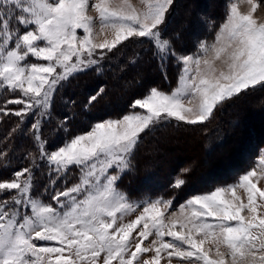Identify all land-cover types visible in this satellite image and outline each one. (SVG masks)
Returning a JSON list of instances; mask_svg holds the SVG:
<instances>
[{
	"label": "snow or ice",
	"instance_id": "6c2138e0",
	"mask_svg": "<svg viewBox=\"0 0 264 264\" xmlns=\"http://www.w3.org/2000/svg\"><path fill=\"white\" fill-rule=\"evenodd\" d=\"M248 2L252 8L245 15L238 10L239 0H230L216 43L201 42L197 54L177 56L160 27L174 0H142L143 11L128 0L114 7L110 0L91 5L89 0H0V90L19 92L21 98L6 105H22L14 112L5 105L0 115L21 121L35 112L48 116L64 82L96 66L105 50L110 53L132 38L150 42L162 64L174 58L179 66L177 86L170 93L152 88L131 105L142 112L97 122L56 150L45 147L40 120L32 125L49 181L37 191L31 167L0 181V264H101V257L102 264H141L140 257L148 252L154 253L151 262L142 264H160L164 257L167 264L173 258L177 264H226L222 248L231 264H264V190L258 187L264 179V152L259 176L253 169L236 184L194 196L178 215L167 214L171 201L157 198L144 201L140 215L125 222L140 204L118 187L132 170L142 135L152 127L172 119L204 124L223 103L264 86V23L253 18L258 5ZM90 8L97 11L101 30L114 33L112 40L94 43L96 21L88 15ZM209 52L212 60L206 58ZM222 56L227 71L214 66ZM194 101V107L188 106ZM35 161L33 157V165ZM73 169L78 178L69 185ZM183 184L178 179L174 187ZM238 189L246 193V203ZM213 252L218 259L210 257Z\"/></svg>",
	"mask_w": 264,
	"mask_h": 264
},
{
	"label": "trees",
	"instance_id": "16d2710c",
	"mask_svg": "<svg viewBox=\"0 0 264 264\" xmlns=\"http://www.w3.org/2000/svg\"><path fill=\"white\" fill-rule=\"evenodd\" d=\"M178 10L179 9H177L176 7L174 10H172V12H170V15L166 21L168 22L167 26H170V28L168 30L165 26L162 30L163 34H167L168 31L169 33H172V27L173 25H175V22L178 19ZM224 10L225 6L223 5L222 8H220V11L223 12L222 19L225 18L224 15L226 11ZM221 21L222 20L219 19V23ZM196 28H199V26H197ZM179 30H181L182 35V40H180L181 42L177 43V41L175 40L173 44L171 43L175 53L180 55L181 53H193V51L196 52V50H192L189 48V39L184 41L186 39L187 32L193 31L192 27H181ZM208 30H210L208 27L203 28L202 32H200L203 33L200 36L201 39H204V37L208 33H210ZM130 43H132L131 40ZM176 43L178 46L176 45ZM140 46H146V49H141L137 52L138 61H128L125 60L126 58L122 59V61L118 60L117 62L115 60H113L112 62H110L111 60L107 62L101 61L100 65L89 68L85 72L79 73L77 76L73 77L67 84H65L61 89H59L56 92V98L53 102L52 110L49 113V128L48 130L45 129L44 131H47V133L51 132L52 139L54 136H56L58 142L63 144L67 139L86 132L95 123L101 120L121 118V116H124L131 110V105L133 101L136 99L143 98L151 88H157L167 92L169 90L172 91V89L177 86L178 80L179 66L176 60L174 58H167L162 64L156 50L154 49V46L150 42L141 41L140 44L136 45V48ZM179 46L183 49L180 50ZM124 47H126V44H121L118 50L124 49ZM127 50L126 48L124 49V51L132 53L129 49ZM106 54L108 55L109 52H107ZM125 55H128V53H125ZM136 69L137 71H135ZM147 72L150 73L153 78H146L144 73ZM93 96L97 98L95 99V101H92L90 103V98ZM243 98L246 101L243 106L238 107L237 111L234 109L235 112L230 113L228 111L224 116V108H229L233 104V102H236L238 99L239 102H241L240 99ZM244 108H251L253 109L254 113H258L259 115L261 112H264V86L249 90L245 93H242L238 97L223 103L218 109L219 112H221L219 116L215 114L206 123L197 125V127L201 129L203 133L207 131L213 133L212 136L210 134L208 135V137L209 142L211 138V143L213 144L215 149L213 148L210 150H206L208 151L206 152L207 155L211 153V156H213L212 153L214 154L216 149V152L219 151L221 153L223 152L221 150L227 148L226 145L233 143L230 142L231 139L227 137H229L230 135H235L234 130L237 131L239 128L242 127V121L241 119L239 120V117L237 115L239 113H242L244 111ZM217 117L219 118L218 120L222 121L221 123H218ZM235 119H237L238 121H236ZM29 121L30 120L28 118L26 122ZM176 123L178 122L166 123L163 125V129L156 130L157 128H154L149 132L147 131L141 137V143L137 146L132 159V170L125 174L119 182L120 189H122L129 198L142 199L146 197H163L168 199L170 197L176 203L178 202L177 198H179L180 196L181 198L183 196L186 197L190 193L194 194L204 192L217 185L228 183L234 180L241 172L246 171V169L251 166L254 157L251 156L249 160H245V155L248 153L249 155H251V153H254V149L262 148L264 146V136H260L259 133L260 129L264 130V123L260 125L262 122L257 121L255 126H253V128L249 130L250 133H248L252 135L249 136V141H251L248 144L250 145L252 143V146H249L250 148L245 147V142L241 143V141L239 140V146L237 145L235 147H238L235 150L237 154H233L232 152V154L230 153L226 155L225 157L228 158V162L224 163L222 161L220 165L218 164V167L213 168L215 169V171L213 169H210V167L212 166L211 164L204 165L202 170H200L199 167H196V169H194L195 171H199V173L197 172V175H200V171H209L210 175L207 181H203L204 179H202L198 181V184L194 182L188 184V181H186L183 188H179L181 190L175 189L174 186L172 187V178L174 177L175 173L180 170L179 167H181L182 164H179L177 166L173 165V167H171V171L175 172L170 173V170L168 171V175L172 177L167 178V180H164L163 182L165 183L158 182V177H160V175L157 173L154 174L152 178H150V180L152 181V184H150V186H153V188L146 187V185H143L145 173L142 169V166L145 164L144 157L146 156V152H143L146 151L145 146L147 145L150 147L151 142H153L157 136L161 135L162 132H166L167 130H169V132L166 135H168L169 133L171 135H178L179 133H181L183 131L181 130V126L186 127V125L178 124V128L176 126ZM227 124L231 127L229 126V131L225 133V128ZM8 126L9 121H6V123L4 122L3 126H0L1 159L5 155L15 157L20 152L19 150H14L12 146L14 143L22 141V133L21 136L19 134H15V138L13 139V141H11V139L9 138L10 136H6L8 132ZM218 131H222L226 135L224 134V137H222L221 139L218 134L214 135L215 133H218ZM17 135L18 140L16 139ZM235 140L236 139L232 138L231 141L235 142ZM26 141L27 138L25 139L24 143H26ZM224 141H226V143L228 142V144H225ZM19 144L20 147L24 145H21V143ZM142 145H144V148L141 147ZM139 147L141 148L139 149ZM230 160H232V163H230ZM224 164L225 167H223ZM207 166L209 169L205 170V167L207 168ZM1 167L0 178L8 174V172L10 171H8V169L4 167L3 164ZM211 170L213 171L211 172ZM34 173L36 177V184L39 186L43 185L46 179H49L47 171H44L43 168L39 169V171H34ZM176 176H178V173H176Z\"/></svg>",
	"mask_w": 264,
	"mask_h": 264
},
{
	"label": "rangeland",
	"instance_id": "374dc122",
	"mask_svg": "<svg viewBox=\"0 0 264 264\" xmlns=\"http://www.w3.org/2000/svg\"><path fill=\"white\" fill-rule=\"evenodd\" d=\"M177 1L174 0V3L172 4L168 13L166 14L165 23L160 26L161 32L165 26L169 30L170 26H167L168 22H166V21L170 15V12H172V10H174L177 7V9H179L177 12L179 15H178L177 21L175 22V25H173V27H172V30H171L172 33H169V31H168L167 32L168 36L166 33L165 34L162 33V35L164 38L169 39L172 44L175 40L178 43V42H181L180 40H182L181 30H179V29L181 27H192L193 31L187 32L186 39L184 41L189 39V42H190L189 48L192 50H196V52L193 51V53H188V52L187 53H181L180 55L177 54V56L178 55L182 56V55H195V54H197L198 49H199V45L201 44V42H205L207 45H212V44L216 43V35H217L218 31L220 30L221 25L223 23H225L226 15L228 12V5L230 3V0H177ZM89 2L91 5V4L99 3V0H89ZM128 2L131 3L138 11L145 10V5H144V3H142V0H128ZM110 3L114 7L116 5L123 3V0H110ZM253 3H256L258 5L255 13H253V18L257 21L258 24L264 23V0H253ZM223 5L225 6L224 11H226V13L224 15V17H225L224 19H222L223 12L220 11V8H222ZM237 6H238L239 12L241 14H245V15L248 14L252 8V5L248 2V0H239V3ZM88 15L93 17L94 21H96V26L94 28V34H93L94 43L99 44V43L104 42L105 40L110 41L114 38V33L110 29L101 30V27H100V24L98 21V13L95 10V8H90ZM219 19L222 20L220 23H219ZM197 26H199V28H196ZM206 27H208L210 29V30H208L210 33H208L204 37V39H201L200 36L203 33H200V32H202L203 28H206ZM130 40L132 43H130ZM130 40L124 42L123 44H126V47H124V49L125 48H126V50L129 49L132 53L127 52L128 50L124 51V49L118 50L119 46H121V45H118L117 49L113 50L108 55L106 54L107 51L105 50L104 58L102 60H99V63L97 65H100L101 61L107 62V61L111 60L110 62H112L113 60H115L117 62L118 60L122 61V59H124V58H126L125 60H128V61L129 60L130 61H135V60L138 61L137 60V52L141 49L142 50L146 49V46H140V47L136 48V45L140 44L141 40L138 38H132ZM191 40H192V42H191ZM177 43H176V45H177ZM219 46L220 45H217V47H219ZM154 49L156 50L155 47H154ZM179 49L182 50L183 48L179 46ZM97 51H99V50H97ZM229 51H231V49H229ZM156 52H157V50H156ZM125 53H128V55H125ZM200 55L203 56L204 54L200 53ZM213 56H214V53L209 52L207 54L206 58H208L209 60H212ZM158 57L161 61L160 55H158ZM166 59L167 58H165V60ZM223 59H224V57L222 56L221 60L215 61L214 66L218 70L227 71L225 65L223 64ZM30 62L47 63V62H43V61H30ZM140 66H142V65H140ZM201 68H203V63H201ZM192 70H193V72H195V70H196L195 65H193ZM135 71H137V69ZM150 71H151V69H150ZM145 74L147 75L146 78H148V79L153 78L150 73L147 72V73H144V75ZM70 80L64 82L62 84V86L59 87V89H61ZM158 90H160V89H158ZM149 91L146 93V95L149 94ZM161 91H163V90H161ZM163 92L170 93L171 91L169 90L168 92L167 91H163ZM55 96H56V94H55ZM55 96H54L53 102L56 98ZM16 98H21L19 92H9L7 90H0V108H3L9 99H16ZM244 98L240 99L241 102H239V99H238L236 102L234 101L233 104L229 108H227V109L224 108L223 109L225 111V112L223 111L224 116L226 115V113L228 111L230 113H232V112H235V110L237 111L238 107L243 106V104L246 103ZM195 103L196 102L194 101L192 105H188V106L194 107ZM6 106L10 111H13V112L22 107V105H6ZM52 106H53V103H52ZM219 108H220V106L214 111L213 116L215 114H217V116H219V114L221 113L218 110ZM51 110H52V107H51ZM245 110L242 113H239L237 115L239 117V120L241 119V121H242L241 122L242 127L239 128L238 131H236V133H235L236 135H232V138L238 139V142L233 141V143L227 145L228 148H225L226 151L228 149H231V147H236L237 145L239 146V140L241 141V143L245 142V147H249V146L251 147L252 143L250 145L248 144L251 141V140L249 141V139H250L249 136H252V135L248 134V133H250L249 130L252 129L253 126H255L257 121L262 122L260 125H262L264 123L263 122L264 112H261L259 115L258 113H254L253 109H251V108H245ZM248 110H249V112L247 113ZM142 111L143 110H141V109L131 108V110L127 114H129L131 112H142ZM127 114H125V115H127ZM224 116H222V117H224ZM48 117H49V115L42 118L40 116L39 112H35L32 115L25 117L24 120L21 121V119L15 115H0V126L1 125L3 126L4 122L6 123V121H9V126L7 127L8 132H7L6 136L7 137L10 136L9 138L11 139V141H13V139L15 138V134H19L21 136V133H22V141L14 143L12 146L14 150L16 149V150L20 151L18 153V155L15 157L10 156V155H5L2 157V159L0 157V163L2 162L1 166L3 164V166L6 167L8 169V171L10 170L8 172V174H6L5 176L0 178V181L10 180L13 177V173L15 171L21 170L25 167H31V168H33V171H36V170L39 171V169H41V168H43L44 171H47V168L45 166L44 161L39 159L38 144L34 139V132L32 129V125L34 123H36L37 120H40V127H41V133L40 134H41L42 140L45 141V147L47 148V150L49 152L56 150L59 146H62L63 144L58 142L56 136H54L52 139L51 132L47 133V131H44L45 129L48 130V128H49ZM122 117L123 116H121V118ZM28 118L30 121L26 122V120ZM118 119H120V118H118ZM218 119L219 118L217 117L218 123H221L222 121L218 120ZM106 120H110V119H104V120H101L99 122L106 121ZM112 120H116V119H112ZM235 120L238 121L237 119H235ZM172 122L175 123L177 121L172 119L169 121L159 123V124L155 125L154 127H152L150 130H148V132L153 130L154 128H157L156 130L163 129L164 124L172 123ZM178 124L186 125V127L181 126V130H183L181 133H179L178 135H171L170 133L168 135H166L169 132V130H167L166 132H162L161 135L157 136L154 139V141L151 142L150 147L147 145L145 146L146 151H143L144 153L146 152V156L144 157L145 164L142 166V169L145 173L144 183H143L144 186L146 185V187L150 188L151 187L150 184L152 182L150 180V178H152L153 175L157 174V173L160 175V177H158V182H163L164 180H167V178H171L172 176L168 175V173L169 172L170 173L175 172V171H171V167H173V165L177 166L179 164H182V166L181 167L178 166L180 169L179 171L176 172V173H178V176H176V173H175L174 177L172 178V187L174 186L175 182L178 179L184 180V184L181 186L182 188L185 185L186 181H188V184L191 182L198 184L199 180H202V179H204L203 181L208 180L209 175H210L209 171H200L201 172L200 175L199 174L197 175V172L199 173V171H195L194 169H196V167L197 168L199 167V169L202 170L204 165H206V164L210 165L209 158H210L211 154L207 155L206 152H208V151H206V150H210V149L214 148L213 144L211 143V141H212L211 138H210V142H209V137H208V135H210V134L212 136L213 133L210 131L203 133L202 130L197 127V125H188V124H185L183 122H178V123H176V126ZM160 126H162V127H160ZM229 126L230 125H228V124L226 125L225 133L229 131ZM177 127L179 128V126H177ZM232 127H233V124H232ZM89 130H87L86 132H88ZM190 131H192V132H190ZM86 132H84V133H86ZM225 133H223L222 131H218V133H215L214 135L218 134L219 137L222 139V137H224ZM259 133H260V136H264V130L260 129ZM187 135L188 136L190 135L189 136L190 138ZM181 136L182 137L186 136V137L182 138ZM7 137H5V138H7ZM166 137H167V139H166ZM26 138H27V141H26V143H24ZM180 138H182V139H180ZM16 139L18 140V135H17ZM70 139L71 138H69L67 140H70ZM198 139H199V141H198L199 143L196 141ZM180 140L182 141V143ZM191 141L192 142L194 141V142L192 143ZM19 143H21V145H23V144L24 145L22 147H20ZM140 143L141 142H139V144ZM194 143H195V145H194ZM191 144H193V145H191ZM197 144H199L201 147L199 145L197 146ZM26 145H28V146H26ZM189 145H191L192 147ZM141 147L144 148V145H142ZM141 147H139V149ZM36 150H37V152H36ZM218 152L219 151L216 152V150H215V153H217L216 155H221V153L220 152L218 153ZM262 152H264V146L262 148L254 149V153H253L254 155L252 153H251V155H249V153L246 154L245 160H249L250 157L253 156L254 157L253 162H252L251 166L246 169V171L241 172L234 180H232L228 183H225V184L217 185V186L212 187V188H210L204 192H199V193H194V194L190 193L188 196H186V197L183 196L182 198L180 196L179 198H177L178 202H176V203L170 197L168 199L163 198V197H146V198H142V199H131L128 197L132 203H139L140 207L137 209V211L135 213H133L130 216H127L125 218V222H129L131 220H134L136 218V216L140 215V213L143 210V202L144 201H151V200H155L157 198H162L164 200L171 201V207L167 210V214L171 215L174 213V214L178 215L181 205H184L187 200L191 199L194 196L208 194V193H211L212 191H214L215 189H217L219 187H225L228 185L236 184L242 175H244L245 173H247L248 171L253 170V169L256 170L257 175L259 176L260 175V168H261V166L259 165V161L261 159V153ZM233 154H237V153L233 152ZM207 156H209V157H207ZM225 156L226 155L223 156L221 161H223L224 163H227L228 158ZM33 157L36 158L35 165L32 164ZM230 163H232V160H230ZM132 165H133V163H132ZM216 166L218 167V165H214V167H216ZM223 167H225V164L223 165ZM220 168H221V166H220ZM1 169H2V167H1ZM210 169H213V167H210ZM226 171H229V170H226ZM161 175H164V176H161ZM77 178H78V173H76L75 169H73L68 175V178H67L68 184L70 185L72 183H75L77 181ZM48 181H49V179H46L44 184L41 186L36 184V186H37L36 190L37 191H43L44 188L48 185ZM35 183H36V181H35ZM163 183H165V182H163ZM57 186L63 187L64 185H63V183H58ZM118 187H119V184H118ZM181 187H179V188H181ZM258 187L261 190H264V179L259 180ZM151 188H153V186ZM174 188L179 189L177 187H174ZM119 189H120V187H119ZM181 189H179V190H181ZM120 190H122V189H120ZM177 192H179V191H177ZM179 194H181V193H179ZM237 195L240 196L241 199L245 203L247 202L246 193L244 192L243 189H238ZM45 199H48V197L46 196ZM257 199H258V202H260L259 197ZM261 203H264V202H261ZM242 214L244 215L246 220L250 218V214L247 211H245ZM260 215H264V208L260 209ZM139 230L140 229L138 228L137 231H139ZM254 234H256L255 231H254ZM132 236L135 237L136 233L134 232L132 234ZM151 239H153V237H150L149 241H145V246L150 242ZM165 239H170V238L165 237ZM209 247H212V245H209V244L205 245V248H209ZM221 251L225 252L226 264H231V259L227 254V249L222 248ZM153 255H154L153 252H148V253L143 254L140 257L141 264H142V261L145 259H148L151 262V257ZM163 256H164V254H162V257ZM210 257L213 259H218V257L215 256L214 252L210 253ZM101 264H102V257H101ZM113 264H116V262H113ZM160 264H167V258L166 257L162 258ZM172 264H177V261L175 258H173ZM245 264H250V262L245 261Z\"/></svg>",
	"mask_w": 264,
	"mask_h": 264
},
{
	"label": "bare ground",
	"instance_id": "6f19581e",
	"mask_svg": "<svg viewBox=\"0 0 264 264\" xmlns=\"http://www.w3.org/2000/svg\"><path fill=\"white\" fill-rule=\"evenodd\" d=\"M145 77H147L146 74H145ZM244 110H245V108H244ZM245 111H246V110H245ZM248 112H249V110L247 111V113H248ZM261 119H262V118H261ZM247 129H248V128H247ZM237 131H238V130H237ZM239 131H240V130H239ZM242 132H243V131H242ZM183 133H184V132H183ZM234 133H236L235 130H234ZM230 134H231V132H230ZM230 134H229V135H230ZM229 135H228V136H229ZM235 135H236V134H235ZM187 136H188V135H187ZM189 136H190V135H189ZM189 136H188V137H189ZM181 137H182V136H181ZM183 137H186V136H183ZM183 137H182V138H183ZM191 137H192V136H191ZM193 137H194V136H193ZM182 138H180V139H182ZM189 138H190V137H189ZM194 138H195V137H194ZM194 138H193V139H194ZM227 138H230V139L232 140V135H230V136L227 137ZM237 138H238V137H237ZM184 139H185V138H184ZM187 139H188V138H187ZM187 139H186V140H187ZM196 139H197V138H196ZM235 139H236V138H235ZM188 140H189V139H188ZM231 140H230V142H233V141H231ZM180 141H181V140H180ZM184 141H185V140H184ZM196 141L198 142L199 139L196 140ZM227 141H228V139H227ZM191 142H192V141H191ZM193 142H194V141H193ZM193 142H192V143H193ZM230 142H229V143H230ZM235 142H238V140L236 139ZM181 143H182V141H181ZM183 143H184V142H183ZM198 143H199V142H198ZM224 143H225V144H228V142L226 143V141H224ZM189 144H190V143H189ZM225 144H224V147H225ZM253 144H254V143H253ZM191 145H193V144H191ZM191 145H189V146H191ZM194 145H195V143H194ZM198 145H199V144H197V146H198ZM228 145H229V144H228ZM199 146H200V145H199ZM226 146H227V145H226ZM251 146H252V145H251ZM191 147H192V146H191ZM194 147H195V146H194ZM194 147H193V148H194ZM200 147H201V146H200ZM220 147H221V146H220ZM227 148H228V146H227ZM248 148H249V147H248ZM252 148H253V147H252ZM236 149H237V148H235V147H231V149H228L227 151H226L225 148H224L223 150L220 149L221 151H223V152H221V155H216L217 153H214V154L212 153L213 156H210V158H209V161L211 162L210 164H211L212 166H214V165H218V164L220 165V164H221L220 162H222L221 160H222L223 156H224V155H228V154H230V153L232 154V152L236 153V152H235ZM216 150H217V149H216ZM250 150H251V149H250ZM218 153H219V152H218ZM210 154H211V153H210ZM208 155H209V154H208ZM243 155H244V154H243ZM196 156H197V155H196ZM245 156H246V155H245ZM141 157H142V156H141ZM143 157H144V156H143ZM207 157H209V156H207ZM239 158H240V157H239ZM194 160H195V159H194ZM140 161H141V160H140ZM144 161H145V160H144ZM235 161H237V160H235ZM243 161H244V160H243ZM198 162H199V161H198ZM143 163H144V162H143ZM233 163H235V162H233ZM242 163H243V162H242ZM239 164H240V163H239ZM208 165H209V164H208ZM219 165H218V166H219ZM236 165H237V163H236ZM212 166H211V167H212ZM216 167H217V166H216ZM213 168H215V167H213ZM205 170H208V166H207V168L205 167ZM213 170L215 171V169H213ZM213 170H211V171H213ZM223 171H224V170H223ZM216 175H220V174H216ZM216 177H217V176H216ZM225 178H226V177H225ZM149 184H150V183H149ZM151 184H152V183H151Z\"/></svg>",
	"mask_w": 264,
	"mask_h": 264
}]
</instances>
